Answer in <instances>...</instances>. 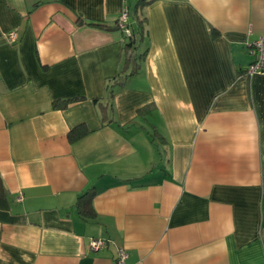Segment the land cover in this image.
I'll return each instance as SVG.
<instances>
[{
	"label": "crops",
	"instance_id": "crops-1",
	"mask_svg": "<svg viewBox=\"0 0 264 264\" xmlns=\"http://www.w3.org/2000/svg\"><path fill=\"white\" fill-rule=\"evenodd\" d=\"M137 1L0 0V264H264V0Z\"/></svg>",
	"mask_w": 264,
	"mask_h": 264
},
{
	"label": "built area",
	"instance_id": "built-area-1",
	"mask_svg": "<svg viewBox=\"0 0 264 264\" xmlns=\"http://www.w3.org/2000/svg\"><path fill=\"white\" fill-rule=\"evenodd\" d=\"M118 26L126 36H129L131 34L128 12L126 8L121 12L118 18ZM6 36L9 42H16L18 39V35L14 30L9 31ZM249 47L251 54L254 56V59L246 67L243 73L246 76L264 74V34L254 40L252 44L249 45ZM106 244L107 240L100 238L92 239L90 241V247L94 250L102 249L106 246ZM127 257L128 253L126 249L122 246L117 247L115 264H125V260L127 259Z\"/></svg>",
	"mask_w": 264,
	"mask_h": 264
},
{
	"label": "trees",
	"instance_id": "trees-1",
	"mask_svg": "<svg viewBox=\"0 0 264 264\" xmlns=\"http://www.w3.org/2000/svg\"><path fill=\"white\" fill-rule=\"evenodd\" d=\"M149 1H151V0H138L137 1V5H143V4H145V3L149 2ZM137 30L132 29L131 30V34L129 36H126V39H127V43L125 45L126 49H130L137 42V40L139 38L138 37V33L141 32V31H137ZM244 70H243V72H244ZM74 131L75 130H71L70 135H72L74 133ZM3 193H4L3 192V186H2V182H1V178H0V206L2 205V199L1 198L3 196ZM83 209H85V207ZM81 211L83 212V210H81Z\"/></svg>",
	"mask_w": 264,
	"mask_h": 264
}]
</instances>
